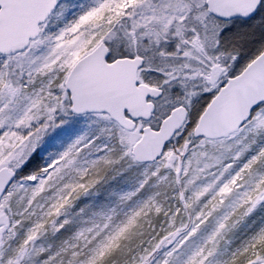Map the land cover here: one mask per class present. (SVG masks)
<instances>
[{"label": "snow or ice", "instance_id": "1", "mask_svg": "<svg viewBox=\"0 0 264 264\" xmlns=\"http://www.w3.org/2000/svg\"><path fill=\"white\" fill-rule=\"evenodd\" d=\"M0 264H264V0H0Z\"/></svg>", "mask_w": 264, "mask_h": 264}, {"label": "rangeland", "instance_id": "2", "mask_svg": "<svg viewBox=\"0 0 264 264\" xmlns=\"http://www.w3.org/2000/svg\"><path fill=\"white\" fill-rule=\"evenodd\" d=\"M83 120V118H80ZM85 125L81 124L79 127L70 126L69 128L62 131V134L66 135L68 139H71L73 135L79 134V132L84 130Z\"/></svg>", "mask_w": 264, "mask_h": 264}]
</instances>
